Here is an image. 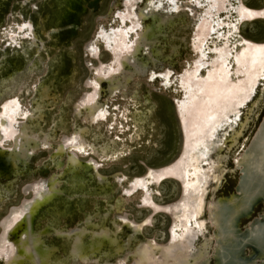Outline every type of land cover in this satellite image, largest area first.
<instances>
[{
    "label": "bare ground",
    "instance_id": "1",
    "mask_svg": "<svg viewBox=\"0 0 264 264\" xmlns=\"http://www.w3.org/2000/svg\"><path fill=\"white\" fill-rule=\"evenodd\" d=\"M124 3L125 9L117 14V22L103 35L111 56L105 64L89 69L88 84L92 90L72 109L76 118L80 109L86 111L81 119L91 124V129L73 123L64 144L54 150L61 153L66 147L71 148L65 165L59 167L55 163L50 175L36 179L32 183L36 188L30 196L29 186L25 185L21 201L0 220V264L62 262L54 256L50 261L57 248L44 241L50 222H60L68 215L66 197H60L58 176L73 178L72 193L84 198L88 189L82 188L89 178L93 179L96 191L103 194L107 192V179L125 180L122 192L130 195L139 191L137 207L148 210L137 222L125 214L115 217L125 206L119 201L112 204L106 201L100 213L96 209L86 212L73 228H64L63 222H57L55 235L63 244L66 242L69 260L76 261L66 264H104L111 256L113 264H264V109L256 124L249 122L248 117L239 118L258 82L264 81V41L240 39L241 47L232 53L234 43L229 37L243 19L264 16V6L261 10L251 9L229 0ZM230 10L232 20L227 17ZM219 11L224 13L219 15ZM132 32V41L125 43L124 37ZM99 33L103 31H96L82 45L87 57L94 56L92 42ZM180 46H186L194 56L192 67L178 78V88L185 97L174 105L182 126L179 154L165 164L146 167L140 175L99 174L95 170L100 163L113 165L127 147L125 143L141 137L142 112L133 97L134 88L129 85L151 78L143 75L147 64L156 67L159 61L170 62L181 50ZM208 51L211 57H207ZM203 68L204 75L195 80ZM166 73L160 77L165 85L172 77ZM103 87L106 100H124L115 128L121 134L117 138L108 137L114 117L105 118L107 110L98 100ZM48 96L50 93L44 90L43 97ZM254 98L251 112L258 111L256 104L264 98V87ZM14 102L9 100L0 109V139L7 136L12 141L6 150L0 148L3 177H10L14 169L25 165L32 148L42 146L45 137L29 132L25 124V120L35 123L41 117V109L35 113L22 111V121L13 125L19 112ZM34 115H38L36 120ZM103 132L104 138L100 139ZM242 135V141H237ZM229 149L233 152L230 167L225 166ZM226 172L235 176L232 186L235 191L218 194L225 187ZM166 178L178 182V195L169 202L156 203L150 199L149 187H156ZM53 203L56 206L51 210L49 206ZM258 206L261 209L254 215L252 211ZM46 212H51L47 221L34 228L33 220L38 213ZM159 212L169 215L167 239L163 242L151 236L135 239L136 231L148 225L151 216ZM106 221L109 226H105ZM121 226L128 229L123 239L119 235Z\"/></svg>",
    "mask_w": 264,
    "mask_h": 264
},
{
    "label": "rangeland",
    "instance_id": "2",
    "mask_svg": "<svg viewBox=\"0 0 264 264\" xmlns=\"http://www.w3.org/2000/svg\"><path fill=\"white\" fill-rule=\"evenodd\" d=\"M229 1L231 4L241 3L251 9L261 10L264 6V0ZM124 2L126 0H0V109L3 103L9 100L16 102L14 103L19 112L15 116L13 125L22 121L20 115L22 111L29 110L35 113L41 109L42 114L38 120H36L38 115H34L35 123L32 120H25V124L29 132H35L38 136L45 134L42 140L43 145L32 148L25 165H19L10 177L0 176V220L5 217L10 207L21 201L23 198L21 191L25 185L29 186L30 196L35 190L34 187L36 188L32 184L36 179L50 175L55 163L59 164V167L65 165L66 156L71 152V148L66 147L67 149L65 148L61 153H55L54 150L57 146L64 144L63 141L69 136L72 124L88 125L91 129V124L81 119L85 117L86 111L80 109L76 118L72 109L83 95L92 90L91 85L88 84L89 69L99 67V64H105L109 59L110 51L104 43L103 35L117 22V14L125 9ZM231 12L232 10L227 16L230 20L233 19ZM222 13L224 11L218 12L219 15ZM222 18L225 19V17ZM245 20L239 22L235 33L229 36L234 43L232 53L241 47L238 42L240 39L254 42L264 41V16ZM98 30L103 33H99L92 42L94 56L87 57L81 49L82 45L90 40ZM118 33L119 31L115 32L116 35ZM133 33L124 37L125 43L132 41ZM113 43L115 45V42ZM163 48H165L164 51L167 50L166 45ZM179 49L181 50L170 61L172 64L167 62L168 60L159 61L156 67H150L147 64L143 75L151 78L139 79L136 83L129 85L134 88L133 97L139 102L137 107L142 112L141 137L137 136L134 141L126 142L127 147L113 165L100 163L95 170L99 174L110 175L120 172L126 176L140 175L146 167L165 164L179 154L182 136L175 117L174 105H178L180 99H183L178 80L189 66L192 67L191 61L194 56L186 46H180ZM207 55L211 57V52ZM203 69L198 72L195 80L204 75L205 69ZM163 72L164 74L168 72L170 77L172 76L167 85L160 81L164 76ZM177 83L179 86H176ZM263 87L264 81H259L251 99L240 110V120L248 117L249 122L257 123L264 109V98L256 104L258 105L257 112L256 110L251 112V109L254 106L255 95ZM44 90L46 92L48 90L50 96L44 98ZM104 90V87L100 90L102 94L98 100H101L100 104L103 102L102 105L107 110L105 118L114 117L113 130L110 131L108 137L112 135L113 138H117L121 134L116 132L115 128L120 122L119 111L122 104L124 105V100H120L121 98L106 100ZM39 94L43 99L39 98ZM243 136H240L237 141H242ZM103 138L104 132L100 136V139ZM123 140L125 141V138ZM11 144V138L7 136H2L0 139V148L4 150L11 147ZM227 144H229L228 141ZM232 155V149H229L225 166H231ZM94 160L98 159L95 157ZM227 173L224 175L226 178L223 179L225 187L218 194L227 193L232 189L235 176ZM58 177L60 178L59 187L62 188L60 197H66L65 205L68 215L60 222H50L48 226L44 241L54 244L57 248L51 255L50 261L53 256L62 261L56 263L53 260L51 264L76 262L69 260L66 256V242L63 244L59 236L55 235L57 222H63L64 228H73L86 212L96 209L97 213H100L104 205L115 201L125 206L119 214H114L115 217L125 214L130 220L138 222L148 214V210L137 207L139 191L130 195L122 192L126 186L125 180L107 179L105 186L107 192L103 194L96 191L97 187L93 185V179L89 178L82 188V190L88 189L87 198H84L81 194L72 193L73 178ZM149 189L151 200L156 203H165L175 199L179 187L176 180L166 178L156 187L151 186ZM81 197L83 199H80ZM106 201L109 203L106 204ZM54 206L56 204L53 203L49 209L52 210ZM50 213L46 212L41 215L38 213L36 219L33 220V227H40L47 221ZM168 221L169 217L164 212L152 215L150 223L143 226L140 233L136 231L135 239L151 236L158 242H163L167 239ZM104 224L109 226L107 221ZM127 232L128 229L121 226L120 238L123 239ZM113 257L111 256V260L104 264H113Z\"/></svg>",
    "mask_w": 264,
    "mask_h": 264
},
{
    "label": "water",
    "instance_id": "3",
    "mask_svg": "<svg viewBox=\"0 0 264 264\" xmlns=\"http://www.w3.org/2000/svg\"><path fill=\"white\" fill-rule=\"evenodd\" d=\"M108 56L110 57L111 55L108 54ZM174 113H175V117H176V119H177V122H178V124H179L180 130H181V136H182V126H181V123H180V120H179L178 114L176 113V110L174 111ZM179 186H180V185H179ZM230 190H231V192L235 191L234 189H230ZM227 193H228V192H227ZM260 206H261V205H260ZM260 206H258V208H255L254 211H252V213H254V215L257 214V211H256L257 209H258V210L261 209ZM165 215H166L167 217H169V215H168L167 213H165ZM254 215H253V217H254Z\"/></svg>",
    "mask_w": 264,
    "mask_h": 264
}]
</instances>
